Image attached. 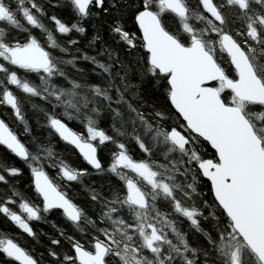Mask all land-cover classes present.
<instances>
[{"label": "snow or ice", "instance_id": "snow-or-ice-1", "mask_svg": "<svg viewBox=\"0 0 264 264\" xmlns=\"http://www.w3.org/2000/svg\"><path fill=\"white\" fill-rule=\"evenodd\" d=\"M0 264H264V0H0Z\"/></svg>", "mask_w": 264, "mask_h": 264}, {"label": "trees", "instance_id": "trees-1", "mask_svg": "<svg viewBox=\"0 0 264 264\" xmlns=\"http://www.w3.org/2000/svg\"><path fill=\"white\" fill-rule=\"evenodd\" d=\"M207 183H208V182H207V181H205V185H207ZM205 191H207V188H206V187H205ZM45 227H46V226H45Z\"/></svg>", "mask_w": 264, "mask_h": 264}]
</instances>
